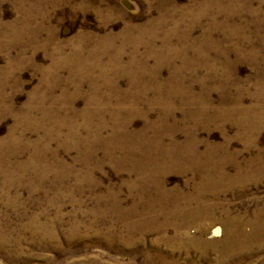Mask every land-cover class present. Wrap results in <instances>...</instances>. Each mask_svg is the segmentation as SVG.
Instances as JSON below:
<instances>
[{
    "label": "rangeland",
    "instance_id": "1",
    "mask_svg": "<svg viewBox=\"0 0 264 264\" xmlns=\"http://www.w3.org/2000/svg\"><path fill=\"white\" fill-rule=\"evenodd\" d=\"M213 166L212 218L143 247L264 264V0H0V264H142L103 241L110 199L195 195Z\"/></svg>",
    "mask_w": 264,
    "mask_h": 264
},
{
    "label": "bare ground",
    "instance_id": "2",
    "mask_svg": "<svg viewBox=\"0 0 264 264\" xmlns=\"http://www.w3.org/2000/svg\"><path fill=\"white\" fill-rule=\"evenodd\" d=\"M97 47H98V45H97ZM101 48H104V47H101ZM96 53H94V54H96ZM143 96H144V94H143ZM98 124H100V123H98ZM95 133L96 134H94V139L100 140L102 137L101 133H99V132L98 133L95 132ZM123 140H128V138L125 137V139H123ZM117 145L118 146L123 145L125 147L127 146L128 155H132L136 151L140 153L142 150L141 146H139V145L135 146L134 144H131V145L126 144V143H124V141H121L120 144H117ZM90 147H92V145ZM143 147H144V145H143ZM192 155H194V154H192ZM155 158H157V156ZM124 159H125V157H124ZM196 162H198V161H196ZM220 167H221V165H220ZM185 168H188V167H185ZM200 168L194 167L191 170L196 175H199L202 179H204L206 181V183L208 182L210 184H214V186L212 188V187H209L207 185H204V186L203 185H197L195 188V190H196L195 195H189V196H179V195L177 196L176 195V197H169L168 195L165 194L166 193L165 191H164L165 193H163L162 191H158V192H156V195H154L152 197H150V196L146 197L143 195H139L136 198L133 197L132 204L128 205V206H123L124 204H126L124 202L125 200H122V199L117 200L115 197L111 198L110 199L111 211L109 214V217L111 218V220L109 222L110 223V226H109L110 229L106 230V231H108L106 234L107 236L104 235L103 241L105 242L106 240H109L108 236H114L115 237L114 240H117V242H119L117 245V251L119 253H121L123 250L124 251L127 250L126 251L127 253H130L132 256H136L139 254L137 252V250L141 251L140 252L142 254L141 259L143 260L142 264H188L191 261V256H189L191 254L189 253V251L198 250L199 253H203L206 250L212 251L215 248L214 240H210V241H208V240L205 241L204 239L201 240V238L198 237L195 233H193L194 235H189V233H182V234L180 233L179 238H175V236H173L174 239L176 241H178L179 246H176L175 248L170 246L169 247L170 249L161 248L160 246H158L157 244H153L152 242L149 243L148 245H146L145 247H143V243H142V241H143L142 239L144 238L145 235H147L148 233L149 234L150 233L158 234L166 226L174 225L175 227H178V229L179 228L181 229L182 228V222L187 223L188 226H192L193 224L198 223V221H202L203 219H211L212 218L213 209L207 207V205L205 204L204 196L206 193L215 194L217 192L216 191L217 186L219 184L225 182V181H228L229 177L227 176V173H225L224 171L220 172V169H218L217 166H213L210 170L207 169V171L209 170V172L201 171ZM157 184H159V183H157ZM186 195H187V193H186ZM100 217L104 218V217H106V215H103V216L100 215ZM113 220H115V221L112 222ZM116 223L121 224L123 229L117 230V228H115ZM114 229H116L117 231H115ZM203 231L205 232L204 229H203ZM220 232H221L220 230L214 229L215 234H219ZM158 235H160V234H158ZM100 240L102 241V238H100ZM165 240L166 241H164V243L169 244V245L172 242V241H170V239H165ZM232 240L233 239L225 241L223 244V247L226 249H229L230 246L232 245ZM97 242H100V241H97ZM137 243H142L140 245L141 247L138 249L135 247V245ZM179 247H182L183 250H181ZM122 253H124V252H122ZM224 255H223V257H224ZM191 264H196V262L193 261V262H191Z\"/></svg>",
    "mask_w": 264,
    "mask_h": 264
}]
</instances>
